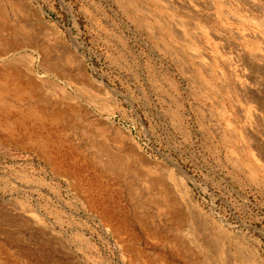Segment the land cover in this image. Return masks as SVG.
I'll return each instance as SVG.
<instances>
[{"label":"rangeland","instance_id":"obj_1","mask_svg":"<svg viewBox=\"0 0 264 264\" xmlns=\"http://www.w3.org/2000/svg\"><path fill=\"white\" fill-rule=\"evenodd\" d=\"M263 62L264 0H0V264H264Z\"/></svg>","mask_w":264,"mask_h":264},{"label":"bare ground","instance_id":"obj_2","mask_svg":"<svg viewBox=\"0 0 264 264\" xmlns=\"http://www.w3.org/2000/svg\"><path fill=\"white\" fill-rule=\"evenodd\" d=\"M205 2H206V1H205ZM205 2H204V3H205ZM201 3H202V2H201ZM201 3H200V5H201ZM255 5H256V4H255ZM202 6H203V5H202ZM210 6H211V5H210ZM195 8L197 9V7H195ZM189 10H190V9H189ZM198 10H199V9H198ZM205 15H206V14H205ZM212 15H213V14H212ZM237 16H238V15H237ZM237 58H238V57H237ZM261 63H262V62H261ZM263 64H264V62H263ZM263 64H262V65H263ZM253 65H254V64H253ZM255 65H256V64H255ZM236 72H237V71H236ZM251 80H252V79H251ZM254 85H255V84H254ZM259 86H260V85H259ZM263 87H264V86H263ZM245 93H246V92H245ZM5 94H6V93H5V90H3L2 88H0V97L4 96ZM6 97H7V96H6ZM253 99H254V98H253ZM11 100H12V99H11ZM29 100H30V99H29ZM29 100H28V101H29ZM0 101H1V100H0ZM18 101H19V100H18ZM18 101H17V102H18ZM31 101H33V100H31ZM259 102H260V101H259ZM61 105H62V104H61ZM5 106H7V105H5ZM0 108H1V107H0ZM18 108H19V107H18ZM21 108H23V107L21 106ZM33 108H34V107H33ZM33 108H31V109L29 108V109H30V110H29L30 113H33V111H35ZM2 109H4V108H2ZM26 109H27V108H26ZM259 109H260V108H259ZM10 110H11V109H10ZM64 110H65V109H64ZM6 111H7V110H6ZM13 111H14V110H13ZM18 111H22V110H19V109H18ZM8 112H9V111H8ZM19 114H21V113H19ZM6 115H7V114H6ZM30 115H31V114H30ZM9 116H10V115H9ZM12 117H13V116H12ZM12 117H11V118H12ZM24 117H25V114H24ZM26 117H27V116H26ZM36 117H37V116H36ZM5 118H6V116H5ZM14 119H15V118H14ZM35 119H36V118H35ZM40 119H41V118H40ZM17 120H18V119H17ZM21 120H22V119H21ZM24 120H25V119H24ZM13 122H14V121H13ZM13 122H12V123H13ZM35 122H36V121H35ZM2 125H3V124H2ZM39 130H40V129H39ZM139 199H140V198H139ZM140 201H141V200H140ZM141 202H142V201H141ZM143 202H144V201H143ZM177 210H178V209H177ZM184 213H185V212H184ZM121 220H122V219H121ZM172 221H173V220H172ZM120 222H121V221H120ZM146 223H147V221H146ZM182 223H183V222H182ZM182 223H181V224H182ZM145 225H146V224H145ZM141 226H142V225L140 224V227H141ZM160 231H161V230H160ZM179 231H180V230H179ZM154 235H155V234H154ZM177 236H178V235H177ZM172 237H173V236H172ZM173 238H174L173 240L176 241V242H179V241L182 240V239L179 240V238H177V237H173ZM135 240H136V239H135ZM154 240H155V239H154ZM184 240H185V239H184ZM143 241H144V240H143ZM161 241H162V240H161ZM180 244H181V243H180ZM182 244H183V243H182ZM180 246H181V245H180ZM152 247H153V246H152ZM181 247H182V246H181ZM176 249H177V248H176ZM216 250H217V249H216ZM186 254H187V253H186ZM186 261H187V259H186ZM8 264H9V263H8Z\"/></svg>","mask_w":264,"mask_h":264}]
</instances>
